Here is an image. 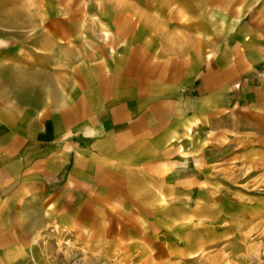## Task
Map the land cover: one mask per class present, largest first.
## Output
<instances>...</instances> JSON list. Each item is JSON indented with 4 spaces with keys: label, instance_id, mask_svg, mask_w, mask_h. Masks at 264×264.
Instances as JSON below:
<instances>
[{
    "label": "crops",
    "instance_id": "0c3cea01",
    "mask_svg": "<svg viewBox=\"0 0 264 264\" xmlns=\"http://www.w3.org/2000/svg\"><path fill=\"white\" fill-rule=\"evenodd\" d=\"M135 1L125 73L82 68L57 126L11 114L38 58L0 50V264H259L264 0Z\"/></svg>",
    "mask_w": 264,
    "mask_h": 264
},
{
    "label": "rangeland",
    "instance_id": "374dc122",
    "mask_svg": "<svg viewBox=\"0 0 264 264\" xmlns=\"http://www.w3.org/2000/svg\"><path fill=\"white\" fill-rule=\"evenodd\" d=\"M118 1L127 4V0ZM109 4L110 0H0V50L14 51L23 46L24 57L38 58L37 64H24L21 77L26 82L22 87L18 85L22 89L11 90L17 87L15 82L21 83L20 76L3 75L12 115L26 124L45 119L57 126L63 122L65 111L71 109L66 104L74 98L82 68L91 74L100 68H108L113 73L122 69L125 73L128 44L120 22L127 8L113 6L116 8L113 10ZM50 36L55 37V45L61 40V45L70 46L71 72L67 79L58 75L61 69L56 70L54 77L46 72V63L65 62L61 54H49ZM135 47L136 52L138 43ZM255 173L248 177L261 176L264 170ZM258 254L262 256L259 264H264V246Z\"/></svg>",
    "mask_w": 264,
    "mask_h": 264
},
{
    "label": "bare ground",
    "instance_id": "6f19581e",
    "mask_svg": "<svg viewBox=\"0 0 264 264\" xmlns=\"http://www.w3.org/2000/svg\"><path fill=\"white\" fill-rule=\"evenodd\" d=\"M111 1V4H109L110 5V7H111V9H116L117 7H124V6H126V8H127V4H125V3H121V2H119L118 0H110ZM116 1V2H115ZM113 6H115L116 8H114ZM125 19V18H124ZM125 22H126V19H125ZM126 27H124V29H122V31L123 32H126ZM14 71V70H13ZM21 81V83H25L26 82V80L25 79H23L22 77H20L19 78ZM32 82V81H31Z\"/></svg>",
    "mask_w": 264,
    "mask_h": 264
}]
</instances>
